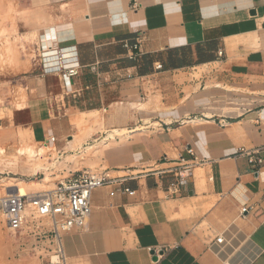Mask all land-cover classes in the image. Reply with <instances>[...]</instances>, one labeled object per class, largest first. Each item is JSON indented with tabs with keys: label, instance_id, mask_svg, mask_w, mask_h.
Returning a JSON list of instances; mask_svg holds the SVG:
<instances>
[{
	"label": "crops",
	"instance_id": "crops-1",
	"mask_svg": "<svg viewBox=\"0 0 264 264\" xmlns=\"http://www.w3.org/2000/svg\"><path fill=\"white\" fill-rule=\"evenodd\" d=\"M44 3L54 46L76 48L80 73L68 95L56 75L30 82L13 126L54 137L57 160L74 151L64 141L80 113L104 112L96 143L114 134L98 157L113 181L92 192L86 230L64 237L67 260L264 264V0ZM239 151L255 152L257 172Z\"/></svg>",
	"mask_w": 264,
	"mask_h": 264
},
{
	"label": "rangeland",
	"instance_id": "rangeland-1",
	"mask_svg": "<svg viewBox=\"0 0 264 264\" xmlns=\"http://www.w3.org/2000/svg\"><path fill=\"white\" fill-rule=\"evenodd\" d=\"M44 4V0H0V152L2 151L1 149L4 151V154L0 153V163L3 159L4 163H10L8 166L0 165V198L5 195L4 192L7 188H4V186L9 183H15L18 180H23L27 183L39 182L46 173H49L50 182L40 189V191H44L52 189L56 181L62 179L57 176L63 170H88L90 173L95 174L101 173L106 166H101L98 158L101 155L100 152L104 149L102 148L103 146L100 145L96 150L85 152L86 154L83 153L84 149L80 147V144L84 142V147L100 144L103 138L107 136L108 133L98 141L99 143L95 141L97 137L91 136L97 131H106L104 112L96 113V118L99 122L101 120L102 124L94 122V115L79 116L78 114L71 118L74 133L71 132L70 138L65 139L64 143L74 139L72 144H68V149L74 150L71 154H75L76 158L74 161L66 163L65 167L58 162H61L66 154L57 160L53 147H47L49 148L47 149L48 151L45 149L44 156L39 157L42 160L39 163L41 167L37 171L31 169L32 163L28 161L27 156L19 155V152H22L19 150L21 148L24 151L25 148L32 147L33 151H39L38 149L41 146L45 147L44 144L35 143L32 140L30 131L27 129H24L26 130L24 143L20 141L18 137V129L20 128H16L12 124V112L24 105L26 95L30 92V88L27 89L30 82L40 79L37 77V71L33 65L34 48L45 42L48 37L55 39L48 32L51 28H48L50 25L49 16ZM195 77L198 76L196 75ZM149 99L150 97L145 101L138 99L137 109L141 108L139 104L143 105L141 111L148 109L150 107L147 104ZM155 108L159 109L158 107ZM78 117L85 119L83 124H75L74 120L78 119ZM72 127H69V129L71 130ZM119 133L123 134L124 131ZM120 138L122 139V137ZM113 142L111 140L109 145ZM16 150L17 152L19 151L18 155L15 152ZM13 153L17 155V158L15 154L12 155ZM6 155H10V157ZM137 169L146 170L150 169V167L142 165ZM148 172L150 170L145 173ZM63 176L67 177V175ZM55 177L56 179H53ZM30 191H32V188H28L27 192L29 193L27 194H31ZM67 261L68 264H75L69 259ZM0 264H41L36 255L19 254L16 243L5 228L2 215L0 216Z\"/></svg>",
	"mask_w": 264,
	"mask_h": 264
},
{
	"label": "built area",
	"instance_id": "built-area-1",
	"mask_svg": "<svg viewBox=\"0 0 264 264\" xmlns=\"http://www.w3.org/2000/svg\"><path fill=\"white\" fill-rule=\"evenodd\" d=\"M132 8H136V5L133 4ZM33 55L37 77L41 79L56 75L64 93L71 94L73 80L79 76L81 68L76 48L43 47L40 44L34 48ZM156 69L160 70L161 66H156ZM144 98L145 95H141V100ZM54 142L55 138L50 137L45 147ZM188 153L191 154V151L188 150ZM239 153L248 157L249 164L257 172L262 161L253 157L255 152ZM197 164L194 159L176 166L173 169L176 181L170 185L168 192L175 191L176 186L184 185ZM112 181L103 172L92 174L88 170H80L69 172L67 177L59 180L49 190L21 195L15 189H5V195L0 198V213L19 254L36 255L41 264H68L64 252V237L72 231L86 230L91 214L92 192ZM241 211L245 213L247 208ZM217 241L221 242L220 239Z\"/></svg>",
	"mask_w": 264,
	"mask_h": 264
},
{
	"label": "bare ground",
	"instance_id": "bare-ground-1",
	"mask_svg": "<svg viewBox=\"0 0 264 264\" xmlns=\"http://www.w3.org/2000/svg\"><path fill=\"white\" fill-rule=\"evenodd\" d=\"M46 38V37H45ZM43 47H47V46H54L55 45V41L53 40V39H50L49 37L48 38H46V41L45 42H43V43H40ZM20 103V102H19ZM18 104V103H17ZM22 104V103H21ZM27 104V103H26ZM20 105V104H19ZM18 105V106H19ZM140 106H141V108L143 107V105L142 104H139ZM16 108H17V106H16ZM17 109H19V108H17ZM22 109H24V108H22ZM137 109V108H136ZM139 109H140V107H139ZM141 111V110H140ZM96 113H97V111L96 112H89V113H80L79 114V116H81V115H94L95 116V119H94V122H99V120L96 118ZM85 120V119H84ZM84 120H83V118H79L78 117V119H76V120H74V122H75V124H83V122H84ZM99 123H101L102 124V122H101V120H100V122ZM118 133H119V131H117ZM121 132V131H120ZM25 134H26V130H24V129H18V137H19V139H20V141H24V139H25ZM111 140H114V136H113V134L111 133V132H109L108 134H107V136L105 137V138H103V141L100 143V144H95V145H88V146H86L85 148H84V151H83V153H87V152H91V151H93V150H96L97 148H98V146H103L102 148H106V147H108L109 146V142L111 141ZM24 143V142H23ZM99 143V142H98ZM4 146V145H3ZM21 147H23V146H21ZM29 147V146H28ZM42 147V148H41ZM38 150L39 151H33L32 149V147H29V148H23L24 149V151L22 150V148L21 149H19L20 151H22V152H19V155L21 154V155H25V156H27V158L29 159L28 161L30 162V163H32L31 165V169H33V171H37V170H39L40 169V165H39V163L41 162V158H39L40 156H42L43 154H44V151H45V149L47 150V149H49V148H47V147H44V146H41ZM32 148V149H31ZM38 148V147H37ZM2 151L0 152V153H3L4 151H3V149H1ZM48 151V150H47ZM15 152H17V150L15 151ZM18 152L16 153L17 155H18ZM97 152H98V150H97ZM100 152V151H99ZM5 153H7V152H5ZM85 153V154H86ZM101 153V152H100ZM4 154V153H3ZM15 153H13L12 155H14ZM15 154V155H16ZM101 154H103V153H101ZM11 155V154H10ZM10 155L8 156V155H6V156H8V157H10ZM17 155H16V158H17ZM91 155V154H90ZM44 156V155H43ZM92 156V155H91ZM97 156V155H96ZM95 156V157H96ZM1 157V156H0ZM5 157V156H4ZM13 157V156H12ZM88 157V156H87ZM94 157V158H95ZM3 158V157H2ZM5 158H7V157H5ZM15 158V159H16ZM75 158H76V155L75 154H67L66 156H64L63 158H62V161L61 162H58L59 164H61V166L63 165L64 167L66 166V163H68V162H72V161H74L75 160ZM14 159V160H15ZM4 160V159H3ZM1 161V163H0V165H10V163H8V162H6V163H4L5 161ZM123 174H124V172H123ZM117 175H118V173H117ZM118 176H120V174L118 175ZM12 179H14V178H12ZM50 182V180H49V173H46L45 174V176H44V178H42L39 182H30V183H27V182H25V181H23V180H18V181H15V183H9V184H7L6 186H4V188H7V189H15V191L17 190L18 192H19V194H21V195H25V194H27V193H29V192H27V190H28V188H32V191H30V193H37V192H40V189L42 188V186H45V185H47L48 183ZM4 194H5V192H4ZM0 216H1V213H0ZM156 258V257H155ZM154 258V259H155ZM156 261V260H155ZM155 263V262H154Z\"/></svg>",
	"mask_w": 264,
	"mask_h": 264
}]
</instances>
